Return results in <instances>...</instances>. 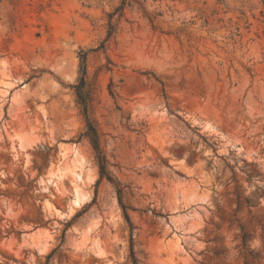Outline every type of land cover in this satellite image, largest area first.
Instances as JSON below:
<instances>
[{"label":"rangeland","instance_id":"obj_1","mask_svg":"<svg viewBox=\"0 0 264 264\" xmlns=\"http://www.w3.org/2000/svg\"><path fill=\"white\" fill-rule=\"evenodd\" d=\"M122 2L0 0V264H264V0Z\"/></svg>","mask_w":264,"mask_h":264},{"label":"trees","instance_id":"obj_2","mask_svg":"<svg viewBox=\"0 0 264 264\" xmlns=\"http://www.w3.org/2000/svg\"><path fill=\"white\" fill-rule=\"evenodd\" d=\"M122 3L124 4V0H123ZM123 4L121 6H119L117 8V10H121ZM112 17H113V13H109L108 14V31H107L106 37H109L112 34L113 30H114V23L112 22ZM79 59H80V64H81V71L83 73L84 72V69H85L86 52H82L80 54ZM82 82H83V79L81 78L79 83H82ZM78 95L80 97V93H78ZM82 104H83V107L82 108H83V113H84L85 123H86V129H85L84 135L89 139V141H90L91 145L93 146V148L96 151L99 152V143H98L97 130H96L95 126L89 120V118L87 116L86 101H85V99H83ZM100 174H101V176L102 175H106V177L109 180H112L111 177L109 175H107L106 170H105V166L102 163L100 164ZM117 191H118V200H119V203L121 204V207L123 208V214H124L126 220L129 222V217H128L126 211L124 210L125 206L123 205L122 200H121V189L118 188Z\"/></svg>","mask_w":264,"mask_h":264},{"label":"bare ground","instance_id":"obj_3","mask_svg":"<svg viewBox=\"0 0 264 264\" xmlns=\"http://www.w3.org/2000/svg\"><path fill=\"white\" fill-rule=\"evenodd\" d=\"M73 196H74L73 201H74L76 204H79V200L81 199V197L79 196V191H78L77 187L74 188ZM177 245H178L177 240H176V239H175V240L173 239V240L171 241L170 247H171V248H174V247H176Z\"/></svg>","mask_w":264,"mask_h":264}]
</instances>
